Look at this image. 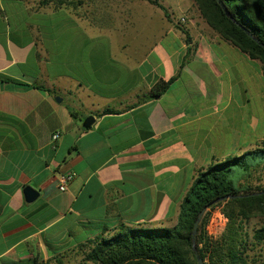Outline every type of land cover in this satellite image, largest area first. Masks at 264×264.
<instances>
[{
    "label": "crops",
    "instance_id": "crops-1",
    "mask_svg": "<svg viewBox=\"0 0 264 264\" xmlns=\"http://www.w3.org/2000/svg\"><path fill=\"white\" fill-rule=\"evenodd\" d=\"M158 3L85 2L75 16L0 0V264L63 263L124 226L175 227L200 170L264 141L262 64L194 0Z\"/></svg>",
    "mask_w": 264,
    "mask_h": 264
},
{
    "label": "trees",
    "instance_id": "trees-1",
    "mask_svg": "<svg viewBox=\"0 0 264 264\" xmlns=\"http://www.w3.org/2000/svg\"><path fill=\"white\" fill-rule=\"evenodd\" d=\"M161 6L155 0H146ZM232 17L228 18L217 0H194L202 18L224 40L240 49L251 59L264 67V0H222ZM86 0H40L42 7L55 9H79ZM164 9V8H163ZM248 30L259 39L250 38ZM186 33V31H185ZM7 82L19 83L9 78ZM170 83L160 82L153 90L157 98ZM105 114L113 113L111 110ZM252 157V161L248 158ZM262 159L259 164L257 160ZM257 161V162H256ZM258 166L257 168H255ZM264 169V141L254 150L239 156L214 162L200 170L195 186L185 196L179 221L172 228L123 227L111 237L100 236L90 240L84 261L93 264H198L193 250L209 264H264V187H252L248 183L234 181L236 169L248 173L250 179L258 169ZM260 195L240 197L217 202L231 195ZM222 207L229 221L219 239L212 240L206 235V226L211 212ZM206 208L198 234L193 231L199 214ZM260 218L262 224L248 230L252 219ZM38 264V263H32ZM60 264H62L60 262Z\"/></svg>",
    "mask_w": 264,
    "mask_h": 264
},
{
    "label": "rangeland",
    "instance_id": "rangeland-1",
    "mask_svg": "<svg viewBox=\"0 0 264 264\" xmlns=\"http://www.w3.org/2000/svg\"><path fill=\"white\" fill-rule=\"evenodd\" d=\"M33 1H35L37 3L40 2V0H33ZM143 1H146V0H143ZM158 1L159 0H157V2ZM77 2H79V0H77ZM86 3H87L85 5L86 8H90V10H94L97 4L100 5L99 4L100 0H86ZM83 8L84 7L82 6V11H83ZM68 10L72 14H74L75 16H78V13H80V11H81V9H78V8L77 9H75V8L73 9V7L69 8ZM248 159L250 161H252V157L251 156ZM257 161L256 162L260 164L262 162V159H260V160L258 159ZM257 167L258 166H256L255 168H257ZM247 175H248V173L242 171L241 169H236V172H235V175L233 176V179H234V181L237 184H238V180H239L241 183H243V184L244 183H248V185H250L252 187H264V169L260 168L257 171H255L253 173V176L250 179L247 178ZM218 208L223 211L222 207H218ZM211 218H212V212H211V215H210V218H209V222H208V224L206 226L205 232H206V235L210 239L216 240V239L220 238V236H221V234L223 233L224 230L219 232L217 234V237H214L213 235H210L208 228H209V225H210ZM261 224H262V220L260 218L252 219L247 225L249 232H252L254 228L259 227ZM154 228H170V227L166 226V225L165 226H161L160 225V226H156ZM87 249H89L88 246H86L85 250H87ZM84 257H85V253L83 251H79L78 257L77 256L76 257H71V258H69L67 260H64V262L62 264H93L91 262H85L84 261ZM208 262H209V260L206 261L207 264H209ZM48 264H60V263H55L54 262V263H48Z\"/></svg>",
    "mask_w": 264,
    "mask_h": 264
},
{
    "label": "water",
    "instance_id": "water-1",
    "mask_svg": "<svg viewBox=\"0 0 264 264\" xmlns=\"http://www.w3.org/2000/svg\"><path fill=\"white\" fill-rule=\"evenodd\" d=\"M217 1L221 5V7H222L223 11L225 12L226 16L228 18H231L232 20H234L233 17H232V15H231V13H230V11L225 6V4L223 3V1L222 0H217ZM244 30H245V32L247 33V35L250 38H252L256 42H259V39L256 38L255 36H253V34H251V32H249L246 29H244ZM57 101L58 102H62V99L61 98H57ZM94 121H95V118L93 116L88 117L85 120V122L83 124V127L85 129H90L92 127ZM262 193L263 192H261V193H254V194L231 195V196H226V197L220 198L217 202H222V201H225V200H228V199H234V198H240V197L255 196V195H260ZM24 194H25L26 201L29 202V203L36 201L38 199V197H39L38 191L35 190L31 186H28V187H26L24 189ZM205 212H206V208L199 214V217H198L197 221L195 222L194 231H193V236L194 237L198 234V229H199L200 223H201V221H202V219L204 217ZM193 250L195 252V256H196V260H197L198 264H205V261L200 256L199 252L197 251V248H196V245L195 244L193 246Z\"/></svg>",
    "mask_w": 264,
    "mask_h": 264
},
{
    "label": "built area",
    "instance_id": "built-area-1",
    "mask_svg": "<svg viewBox=\"0 0 264 264\" xmlns=\"http://www.w3.org/2000/svg\"><path fill=\"white\" fill-rule=\"evenodd\" d=\"M179 22L185 24L188 22V19L185 16H182ZM59 138L60 132H56L53 135V140L57 141ZM75 177V172H66L61 174L59 177V190L61 192L67 191L69 184L74 180ZM214 211L215 212H212V218L208 230L210 235L217 237V234L225 229L229 219L221 209L216 208Z\"/></svg>",
    "mask_w": 264,
    "mask_h": 264
}]
</instances>
